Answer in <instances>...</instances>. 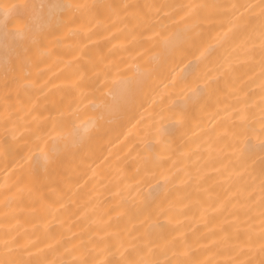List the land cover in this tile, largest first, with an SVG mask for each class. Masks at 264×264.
<instances>
[{
  "label": "bare ground",
  "instance_id": "obj_1",
  "mask_svg": "<svg viewBox=\"0 0 264 264\" xmlns=\"http://www.w3.org/2000/svg\"><path fill=\"white\" fill-rule=\"evenodd\" d=\"M0 264H264V0H0Z\"/></svg>",
  "mask_w": 264,
  "mask_h": 264
}]
</instances>
